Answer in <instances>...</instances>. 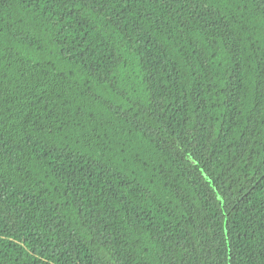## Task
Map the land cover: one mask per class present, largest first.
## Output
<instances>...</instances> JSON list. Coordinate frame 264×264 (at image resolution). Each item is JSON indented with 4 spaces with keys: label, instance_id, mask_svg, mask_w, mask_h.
<instances>
[{
    "label": "trees",
    "instance_id": "1",
    "mask_svg": "<svg viewBox=\"0 0 264 264\" xmlns=\"http://www.w3.org/2000/svg\"><path fill=\"white\" fill-rule=\"evenodd\" d=\"M0 264H264V0H0Z\"/></svg>",
    "mask_w": 264,
    "mask_h": 264
}]
</instances>
